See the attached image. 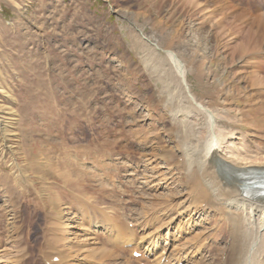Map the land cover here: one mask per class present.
<instances>
[{
	"label": "rangeland",
	"instance_id": "1",
	"mask_svg": "<svg viewBox=\"0 0 264 264\" xmlns=\"http://www.w3.org/2000/svg\"><path fill=\"white\" fill-rule=\"evenodd\" d=\"M138 30L183 60L229 146L264 143V0H0V264L225 263L228 218L191 189L183 116L151 71L163 51ZM185 121L205 127L195 111Z\"/></svg>",
	"mask_w": 264,
	"mask_h": 264
},
{
	"label": "bare ground",
	"instance_id": "2",
	"mask_svg": "<svg viewBox=\"0 0 264 264\" xmlns=\"http://www.w3.org/2000/svg\"><path fill=\"white\" fill-rule=\"evenodd\" d=\"M138 34H139L138 36L142 40H145L146 43H148L149 46H151L156 53H159V51H163L162 52L163 54L160 55L152 53L153 55L151 60L153 63V67L151 71L156 81L161 83L163 94H167L169 97L168 105L173 114V117H175V119H178L177 117L183 116L182 119L180 120L178 119L179 121L177 120L178 122H176L175 128L177 132L180 133L178 134L177 138L180 144L182 145L183 157L185 159V167L188 173L187 178L188 181L192 184V185L190 184L192 186L191 189H194L195 191L197 190L198 191L197 195L198 196L201 195L200 197L202 199L206 198V196L208 197L209 195L208 201L207 199H205L207 202L205 200L201 201L203 202V205L206 202L205 206H207L209 209L213 208L215 213L218 212V214L219 213L222 215L225 214L224 218H228V228H229L228 237L231 236V242L229 244V247L228 248L226 247L227 254L225 255L224 258L225 259L224 264H264V194L247 193L248 184L246 181V179L251 175H254L255 178L264 177V143H261L256 140L257 147L255 146V148L257 149H255L254 147L247 148L243 145L244 143L242 144L240 143L242 145V146L239 145L241 149H239V147L234 148L235 146L232 145L229 146L227 142L228 139H232L230 138V135L232 136L233 134L230 131L227 132L225 128L221 126L222 116L216 109L197 102L195 96L191 93L186 75L187 67L185 66L183 60L179 58L178 54L175 51L170 49H163L160 45L161 41H158L157 39H153L150 37H145L141 30H138ZM146 66L149 67L150 64L146 63ZM254 86L256 88H260L258 90L261 91H257V93H260L261 96H264V78L261 77L258 78V80L256 81L253 80L252 88ZM176 98H178L179 101H176L175 100ZM261 103L262 105H264V99L261 100ZM194 111L196 114L199 113V116H202L205 124L204 129L199 132L196 131L195 125L192 122L185 121V119L188 118V116ZM245 140L248 141V137ZM251 143L253 144L254 142ZM64 168L67 167L64 166ZM146 171L148 172V170ZM76 175L77 176H74L73 174L63 173L59 176L62 177L64 183H75L78 188L83 187L85 184L83 185L81 180H78V178H82L83 176L78 174ZM106 175H108V173ZM246 175H248L247 178H245ZM135 180L137 181V179ZM102 181L103 183L106 182L107 184H109L108 178L106 179V181L104 179H102ZM64 186L69 190H73V188L67 187L68 185L66 184ZM140 188L143 189V187ZM74 191L82 196L87 195V194L86 195L82 194V192H80L79 190L74 189ZM195 191L192 192L194 193ZM163 196L164 199L167 197L165 199L166 204H168L167 206L171 205L173 202L172 194L169 193V195L166 194ZM71 199L75 203H78L77 205L80 206L83 210L87 211L88 207H85V205H83V203L85 202H81L82 200L75 201L74 198ZM199 203L195 202V205L196 204L198 205ZM176 205L174 206L176 207ZM176 212L177 211H175V213ZM110 228L113 234L117 236V240H120L122 238V240L124 241L126 237L127 239L129 238V236L127 235L121 236L122 230L118 227L116 222H114L113 226H111ZM127 245L129 246V244ZM202 247L205 246H201V248ZM107 253L111 254V251L94 248L91 252L92 256L99 258H101V256L103 257L105 256L104 258H106V256L110 257V255H107ZM211 262L213 263V261ZM195 264H200V263L195 262Z\"/></svg>",
	"mask_w": 264,
	"mask_h": 264
}]
</instances>
